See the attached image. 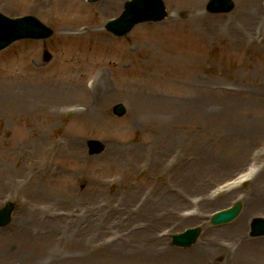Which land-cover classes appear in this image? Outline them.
Returning a JSON list of instances; mask_svg holds the SVG:
<instances>
[{
    "label": "rangeland",
    "instance_id": "374dc122",
    "mask_svg": "<svg viewBox=\"0 0 264 264\" xmlns=\"http://www.w3.org/2000/svg\"><path fill=\"white\" fill-rule=\"evenodd\" d=\"M36 1L0 0L2 13L34 14L55 29L48 40H21L0 52V92L31 93L18 114L0 100V206L6 200L17 206L11 224L0 228V243L36 210L37 218L61 226L41 251L17 244L6 257L0 245V264H21L28 255L38 264H226L224 252L233 256L239 245L260 243L264 237L250 231L252 220L264 217L253 208L255 192L264 188V0H234L235 10L225 14L209 13L208 0H201L198 35L179 24L189 20L187 12L164 0V20L138 24L122 37L105 25L129 0L116 9L105 0H77L94 14L105 10L100 27L109 45L97 49L94 39L66 36L74 30L61 24L54 0ZM158 30L186 64L140 84L135 58L126 51ZM44 50L53 55L48 63ZM99 74L111 96L92 124L74 116L81 106L54 118L37 112L48 102L39 89L44 78L61 86L63 77L92 81ZM143 94L158 108L137 109ZM119 102L128 109L122 117L113 113ZM62 138L73 140L87 161L45 156ZM90 139L104 142L105 151L90 154ZM24 169L26 179L34 174L32 188L11 175ZM237 201L243 202L239 217L244 211L251 216L231 236L224 229L232 223L214 226L210 217ZM195 225L203 231L194 246L171 244L170 235Z\"/></svg>",
    "mask_w": 264,
    "mask_h": 264
},
{
    "label": "bare ground",
    "instance_id": "6f19581e",
    "mask_svg": "<svg viewBox=\"0 0 264 264\" xmlns=\"http://www.w3.org/2000/svg\"><path fill=\"white\" fill-rule=\"evenodd\" d=\"M34 4L37 5L36 0H31ZM71 0H54L53 10L60 12L62 16L61 24L67 25L69 29L74 30L73 33L67 32L66 36H71L75 39H82L87 41L89 38L94 39L95 48L106 47L109 45V42L104 34V30L100 27V21L104 15L105 10L98 9L97 13L94 14L91 10L88 11L87 6L82 2L73 0L70 5ZM122 0H105V5H108L109 9H116L121 4ZM169 4L174 5L176 8H179L182 11L187 12L189 20L182 21L179 24L188 26L187 30L191 35L199 34L200 21L203 19L201 12V0H168ZM103 7V6H102ZM106 7V6H105ZM101 8V7H100ZM250 10L248 5L247 13ZM246 13V15H247ZM176 20V19H175ZM67 29V28H65ZM68 30V29H67ZM237 30H241V26L237 23ZM244 31H242L243 33ZM164 31L158 30L154 34L145 37L142 41L137 42V48L134 50L128 49L126 51L127 55L133 56L138 66V72L140 73L139 83L143 84L145 80L151 79L152 74L156 72H165L169 73L173 70L174 66L177 69V63L181 64L184 62L185 58L179 57L173 51L170 39H167L164 35ZM150 72V74L148 73ZM36 73H32L30 78L34 85L36 86L39 77L35 79ZM57 79V77H56ZM65 83L61 86H56L54 83L49 82L47 78H44V81L40 84V93L48 102L45 103L46 107L40 111H37L41 115H51L54 117H61L65 110L75 106H81L82 108L75 113L74 116L84 120L88 125L92 124L93 121L100 119L104 111V99L111 96L108 93V85L104 80V75L99 74L98 78L93 79L92 81H87L83 79H75L72 77V80L62 78ZM58 80V79H57ZM42 81V80H41ZM40 81V82H41ZM31 97V93H27L25 90L19 92L17 89L0 92V100H5L8 102L12 113L18 114L22 110V106L26 104ZM146 97V98H145ZM73 105V106H72ZM145 111L154 110L158 108L156 102L150 98L147 94H143L140 107ZM37 114V113H36ZM51 152L52 157L58 159L68 156L69 154L73 155L80 160L87 161L80 151L77 150V145L73 140H59L58 145L54 143L52 146L49 145L44 149V154L47 156ZM140 155V150L137 149L136 156ZM128 156V155H127ZM129 159V157H126ZM36 168L39 169L40 164H42L41 159H36ZM35 163H31L30 166H35ZM40 170V169H39ZM129 170V168H125ZM58 172L59 168H58ZM1 174V172H0ZM13 177L17 179L25 178L28 175V171L17 170L11 172ZM34 174L25 180L23 187L32 188L33 187V178ZM244 180V177H242ZM255 204L253 208L255 211H264V188H260L255 192ZM170 211V210H168ZM38 210L33 214H30L23 219L22 223L19 226H16L11 230L10 234L5 235L1 238L2 248L7 249L6 257H12L11 247H16L17 244L23 245L27 250L37 252L44 250L46 245L49 242L50 238H56V233L61 226L57 224L53 227L49 220L44 221L43 219L37 218ZM253 213V212H252ZM251 216L250 212L244 211L242 215L232 221L230 226L224 229L225 234L235 236L236 232L244 227L246 223V218ZM40 217V216H39ZM56 218V216H53ZM51 218V217H50ZM48 218V219H50ZM52 220V219H50ZM241 233V232H240ZM242 236V235H240ZM258 238V237H254ZM233 256H229L224 252V248L220 250V253H225L227 255L226 264H263L264 259V239L260 243L255 245L245 246V244L239 245L235 250ZM56 252V251H54ZM21 253H19L20 255ZM4 257V253L1 254ZM29 256H25L21 264H38Z\"/></svg>",
    "mask_w": 264,
    "mask_h": 264
},
{
    "label": "water",
    "instance_id": "95a60500",
    "mask_svg": "<svg viewBox=\"0 0 264 264\" xmlns=\"http://www.w3.org/2000/svg\"><path fill=\"white\" fill-rule=\"evenodd\" d=\"M96 1V0H93ZM235 8L233 0H209L207 9L211 13H227ZM166 16L165 5L162 0H133L126 6V11L117 20L110 21L107 29L116 35L128 33L136 24L143 21H159ZM54 31L42 24L34 16L20 18H9L0 13V50L10 45L15 40L21 38H48ZM51 55L46 54V60ZM116 115L122 116L126 113L123 103L115 106ZM92 154L100 153L104 150V145L98 140L88 142ZM15 209L13 202H7L6 206L0 209V227H4L12 220V213ZM242 210V203L237 202L234 206L219 211L212 216L213 224H223L234 220ZM201 232L200 227L187 229L186 231L172 236L173 244L181 247L193 245ZM252 235H264V219L256 218L252 226Z\"/></svg>",
    "mask_w": 264,
    "mask_h": 264
}]
</instances>
